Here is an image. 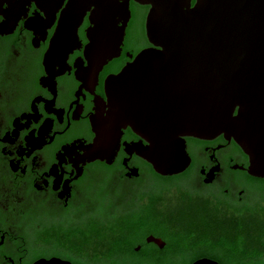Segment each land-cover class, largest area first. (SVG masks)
Wrapping results in <instances>:
<instances>
[{
    "label": "flooded vegetation",
    "instance_id": "af4514ba",
    "mask_svg": "<svg viewBox=\"0 0 264 264\" xmlns=\"http://www.w3.org/2000/svg\"><path fill=\"white\" fill-rule=\"evenodd\" d=\"M144 1L0 0V264H33L42 258L94 264L98 226L111 228L112 215L123 219L131 213L127 220L134 221L137 214L142 219L149 214L141 224L142 242L135 246L139 251L144 244L169 247L183 227L193 226L191 215L199 214L204 231L220 233L216 221L236 220L235 229L238 223L249 229L244 214L264 211L259 187L264 178L248 172L249 156L223 132L183 137L191 163L175 175H161L134 150L148 142L131 126L122 127L110 157L86 155L84 148L98 138L97 120L110 111L107 79L141 51L155 48L146 27L152 5ZM126 6L131 16L120 55L102 68L94 65L88 54L92 13L123 12ZM70 9L84 16L49 73L46 58ZM31 137L41 141L32 143ZM161 179L168 185L162 186ZM175 193L182 211L189 212L185 226L179 222L185 215L169 214L164 205ZM150 236L162 239L163 247L148 241ZM202 258L221 264L209 256L195 261Z\"/></svg>",
    "mask_w": 264,
    "mask_h": 264
},
{
    "label": "water",
    "instance_id": "95a60500",
    "mask_svg": "<svg viewBox=\"0 0 264 264\" xmlns=\"http://www.w3.org/2000/svg\"><path fill=\"white\" fill-rule=\"evenodd\" d=\"M144 3L152 5L146 27L155 48L141 51L107 79L110 111L97 120L98 138L84 148L86 155L110 157L120 144L122 127L131 126L148 142L134 150L161 175H175L191 163L183 137L223 132L249 156L248 172L264 178V0ZM126 8L92 13L88 54L94 65L102 68L120 55L131 16ZM11 15L6 13L7 24ZM83 16L74 9L63 14L46 58L49 73L75 38L74 27ZM29 140L40 142L41 137ZM148 241L164 245L153 236ZM33 264L72 263L42 258ZM193 264L220 263L202 258Z\"/></svg>",
    "mask_w": 264,
    "mask_h": 264
},
{
    "label": "trees",
    "instance_id": "16d2710c",
    "mask_svg": "<svg viewBox=\"0 0 264 264\" xmlns=\"http://www.w3.org/2000/svg\"><path fill=\"white\" fill-rule=\"evenodd\" d=\"M167 183L165 179L160 181L162 186H167ZM259 187L264 191V182H260ZM143 215L146 217L142 219L137 214L134 221L112 215L111 228L98 226L94 264H193L203 256L215 258L221 264H264V218L256 222L254 230L250 227V230L244 229L239 223V230L235 229L231 223L236 225V220H225L223 223L221 220L216 221L221 226L220 233L204 231L199 217L193 218V226L183 227L185 231L173 236L166 249L151 248L144 244L141 250L136 251L135 246L142 242L141 224L147 223L149 217L148 213ZM163 219L161 216L162 223L165 222ZM196 222L199 227L194 226ZM101 223L104 224L105 220ZM180 255L186 258L181 260Z\"/></svg>",
    "mask_w": 264,
    "mask_h": 264
},
{
    "label": "rangeland",
    "instance_id": "374dc122",
    "mask_svg": "<svg viewBox=\"0 0 264 264\" xmlns=\"http://www.w3.org/2000/svg\"><path fill=\"white\" fill-rule=\"evenodd\" d=\"M179 199V196L178 194H174L172 195L171 197H168L165 201H164V205L166 207V209L168 210L167 212H169V214H179V213H182L184 214L185 216L183 217L186 218L185 220L181 219L179 222L180 223H183L184 226L185 224L188 222L187 221V214H189V212L187 211H182V203L178 200ZM246 216H249V218H246L247 220L246 221H243V223H249L250 224V228L251 230L255 229V226H252L254 222H258V221H262L263 218H264V211L261 212V211H257V210H252V211H249L247 212V214H244ZM252 216H254L252 219H250ZM192 218H197V217H200L199 214L198 215H191ZM177 218H179V215L177 216ZM250 219V220H248ZM209 223V221H208ZM97 246H98V243H97ZM96 256H97V252H96ZM131 261H128V263H130Z\"/></svg>",
    "mask_w": 264,
    "mask_h": 264
}]
</instances>
